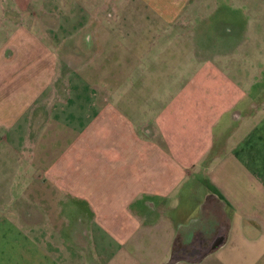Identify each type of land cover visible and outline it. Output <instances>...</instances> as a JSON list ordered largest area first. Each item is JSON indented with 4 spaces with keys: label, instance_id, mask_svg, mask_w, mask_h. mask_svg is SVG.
Here are the masks:
<instances>
[{
    "label": "crops",
    "instance_id": "0c3cea01",
    "mask_svg": "<svg viewBox=\"0 0 264 264\" xmlns=\"http://www.w3.org/2000/svg\"><path fill=\"white\" fill-rule=\"evenodd\" d=\"M166 12L168 22L153 12L163 24L136 30L148 40L123 43L109 40L108 14L83 12L65 35L58 20L28 24L23 1L4 11L0 264H264V58L203 46L198 61L191 51L179 64L199 85L141 111L139 78L173 63ZM119 45L133 57L108 76L102 57Z\"/></svg>",
    "mask_w": 264,
    "mask_h": 264
},
{
    "label": "rangeland",
    "instance_id": "374dc122",
    "mask_svg": "<svg viewBox=\"0 0 264 264\" xmlns=\"http://www.w3.org/2000/svg\"><path fill=\"white\" fill-rule=\"evenodd\" d=\"M20 1H23L27 8L28 17L26 20L28 24H35L40 21V23L43 22L44 25L50 26L53 20L54 23L58 20L62 25L61 29L65 35H68L71 30H76L84 24L86 17L80 15L83 12H85L86 16L87 13L108 14V21L105 23L110 28L108 32L109 40L117 39V41H123V43L133 36L136 39L148 40L149 33L136 32V30H147L146 26H151L155 22L156 24H163L159 17H157V20L155 19L153 12L159 11L160 14L165 16L168 14L166 11L170 9L173 13L171 23H176L177 26L170 32L165 42L169 44V49H167L168 57H171L170 60L173 63L164 67L163 63L157 61L153 64L148 78H144L143 81L140 80L143 77L139 78L138 87L140 88V93H138L139 96L135 103L143 107L140 110L146 111V113L148 112L145 109L147 106L159 107L163 105L162 97L166 91H178L185 88L191 91L199 85V78L196 79L194 76H191L192 66L189 65L188 61L182 65L179 64L182 60L187 59L186 57L190 55L189 52L191 51L197 53L198 61L199 50L203 46L205 47L204 50L209 47L206 50L208 52L215 48L227 49L231 47L235 49L237 54L248 51L251 59L264 58V0H87L85 7L82 5V0H75V3L72 0ZM13 4L14 0H0V28L8 26L13 20L9 14L4 16V11L12 10ZM242 10L251 12V18L246 19L241 16L240 11ZM213 11L215 12L213 13ZM227 11L235 14L234 19L243 21L241 25H245L246 27L234 29L233 23H230V20H228V18L233 19V17H219V14H228L229 12ZM69 12L75 14V16L67 17ZM199 13L204 14V17L199 18ZM163 16L162 18H164ZM218 19L221 22L217 24L216 21ZM165 20L167 22L170 20L169 15L165 16ZM118 27L121 28V33H116ZM176 28L180 29L177 30ZM243 30L249 34L247 39L250 42V50L241 47V32ZM235 33L240 35L229 41V37ZM84 35L87 34L85 33ZM2 36V33H0V37ZM212 43L215 44L213 48H211L212 45L210 47ZM108 51V54H104L102 58L111 59L108 60V76L111 74L115 76L120 64L133 56L124 48V45L115 46L114 49H108ZM153 56H155V52ZM247 66L251 65L247 63ZM246 74L251 75L248 71H246ZM99 83V77H95L93 85L99 86ZM260 86L255 91H258ZM262 86L264 87V84ZM146 88L155 95L154 98L144 96L146 93H143L144 91L142 90H146ZM260 95V100L264 101L263 94L261 93ZM87 100V97L77 98L74 102L72 97L71 101L73 102L71 104H84ZM90 101L89 103L93 104V101ZM149 110L151 109L149 108ZM178 132L179 125H174L172 127V136H179ZM60 146L64 145L60 144L57 148Z\"/></svg>",
    "mask_w": 264,
    "mask_h": 264
},
{
    "label": "flooded vegetation",
    "instance_id": "af4514ba",
    "mask_svg": "<svg viewBox=\"0 0 264 264\" xmlns=\"http://www.w3.org/2000/svg\"><path fill=\"white\" fill-rule=\"evenodd\" d=\"M207 249H208V248L206 247V248L204 249V251H207ZM189 255H190V253H189Z\"/></svg>",
    "mask_w": 264,
    "mask_h": 264
}]
</instances>
